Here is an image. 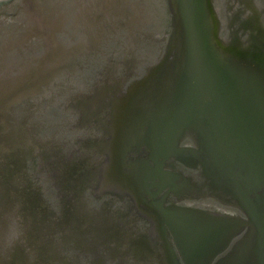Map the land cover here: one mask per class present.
<instances>
[{
  "label": "water",
  "instance_id": "water-1",
  "mask_svg": "<svg viewBox=\"0 0 264 264\" xmlns=\"http://www.w3.org/2000/svg\"><path fill=\"white\" fill-rule=\"evenodd\" d=\"M86 262L264 264V0L0 3V264Z\"/></svg>",
  "mask_w": 264,
  "mask_h": 264
},
{
  "label": "rangeland",
  "instance_id": "rangeland-1",
  "mask_svg": "<svg viewBox=\"0 0 264 264\" xmlns=\"http://www.w3.org/2000/svg\"><path fill=\"white\" fill-rule=\"evenodd\" d=\"M3 1H6V0H0V3L1 2H3ZM220 11L222 12V14H224V16H225V19H227V18H229V17H231L232 16V14H233V12H234V9H228V6H226V5H224L223 4V7L221 6V9H220ZM125 32L123 31L122 32V34H124ZM118 35H119V33H118ZM132 35L133 36H135L134 38H137V36H138V34L137 33H135V32H133L132 31ZM138 38H139V36H138ZM140 39V38H139ZM119 40H122V37H120L119 38ZM144 42H142V43H140L138 46L141 48V46H143V45H141V44H143ZM114 45V44H113ZM112 45V46H113ZM126 44H125V48H126ZM137 51H138V55H142V53H143V50L142 49H137ZM113 57V56H112ZM107 59V58H106ZM110 59L111 60H115L116 58H111L110 57ZM139 60V59H138ZM104 61H106V60H102V63L101 64H103V65H105L106 63H104ZM36 161H39V159L38 158H36ZM29 172V171H28ZM84 204V203H83ZM212 204V206H215V204H213V203H211ZM85 209H86V211L87 210H92V208H91V205H87L86 203H85ZM208 205H210V204H208ZM93 210H98V209H93ZM99 212L101 211L100 209L98 210ZM115 212H117V215H119V214H124V212H125V207L121 204H116V205H114V206H112V207H109V209H107V214L111 217L112 215H113V213H115ZM125 219L123 220V221H121L122 219H114V218H112V219H110V221H114V222H118V224H119V226L120 227H126V229L128 228L129 230H134V227H133V225H132V223L130 222L131 221V217H124ZM126 218H128V219H126ZM109 220V219H108ZM106 222V221H105ZM108 222V221H107ZM104 223H102L99 219H96L95 220V222L94 223H92L91 224V226H93L92 228H96V227H101V225H103ZM139 232H142V229H140L139 230ZM4 236H6V234H4ZM90 247V246H89ZM88 251H91L90 249L88 250ZM24 252V251H23ZM75 254H77V256L79 257V256H81V257H79V261L80 262H84L85 260L86 261H91V262H99L100 260H103V258H101V257H99V254H97L96 252H92V254L91 253H85V254H87V255H85V254H78V252H74ZM69 254H71V255H69ZM68 255H69V257H67V261H69V262H73V260L72 259H74V260H76V258H74V254L73 253H69ZM22 255H24L23 253H22ZM67 255V256H68ZM23 257V256H22ZM24 259V258H23Z\"/></svg>",
  "mask_w": 264,
  "mask_h": 264
},
{
  "label": "flooded vegetation",
  "instance_id": "flooded-vegetation-1",
  "mask_svg": "<svg viewBox=\"0 0 264 264\" xmlns=\"http://www.w3.org/2000/svg\"><path fill=\"white\" fill-rule=\"evenodd\" d=\"M101 136L100 135H98L97 137H96V139L97 138H100ZM102 140H95V139H92V141H89V142H92V143H95L94 145H93V148L95 149V150H93V154H95V156L96 157H100L99 156V153H97L96 152V149H99V144H100V142H101ZM117 202H122V201H120V200H117ZM123 202H125V201H123ZM212 202H214V201H212ZM104 205V204H106V202H95L94 203V205H96L98 208H95V209H99L100 208V205ZM221 204V203H220ZM217 206V205H216ZM79 264H90V263H79ZM182 264V263H181ZM212 264H216L215 262L214 263H212Z\"/></svg>",
  "mask_w": 264,
  "mask_h": 264
}]
</instances>
